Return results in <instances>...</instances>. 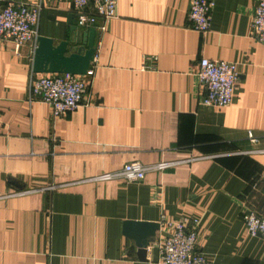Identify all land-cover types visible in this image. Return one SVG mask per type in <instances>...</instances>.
Wrapping results in <instances>:
<instances>
[{
  "label": "crops",
  "instance_id": "obj_1",
  "mask_svg": "<svg viewBox=\"0 0 264 264\" xmlns=\"http://www.w3.org/2000/svg\"><path fill=\"white\" fill-rule=\"evenodd\" d=\"M189 2L117 0L96 31L81 103L54 118L27 95L31 45L16 55L0 42V264H159L168 230L160 223L181 217L198 219V248L213 264H264V237L243 220L264 215V44L250 29L257 0H214L204 33L187 18ZM69 17L81 37L71 0H45L38 36L69 40ZM202 57L236 63L228 106L200 104ZM130 161L174 164L138 182L90 180ZM125 221L160 225L143 258Z\"/></svg>",
  "mask_w": 264,
  "mask_h": 264
},
{
  "label": "built area",
  "instance_id": "obj_2",
  "mask_svg": "<svg viewBox=\"0 0 264 264\" xmlns=\"http://www.w3.org/2000/svg\"><path fill=\"white\" fill-rule=\"evenodd\" d=\"M45 0L18 2L8 0L0 5V42L9 41L13 52L19 55L23 45L37 46V26ZM76 25L85 30L94 28L103 32L108 19L116 15L117 0H71ZM214 0H190L187 18L198 32L209 30ZM255 39L264 44V0H257L250 22ZM94 71L90 67L84 74L72 73H34L27 78V95L31 100L47 103L52 117L71 112L83 98L84 90L90 85ZM200 88V104L206 107H225L232 102L238 80L236 63L223 59H199L195 71ZM248 138L256 143L257 139L248 133ZM174 162L143 164L130 161L121 168L99 173L90 178L92 181L118 180L138 182L149 171H162ZM246 232L251 236L264 237V215L249 211L243 213ZM168 230L162 242L158 243L159 264H213L198 248V219L181 217L176 220L162 219Z\"/></svg>",
  "mask_w": 264,
  "mask_h": 264
},
{
  "label": "water",
  "instance_id": "obj_3",
  "mask_svg": "<svg viewBox=\"0 0 264 264\" xmlns=\"http://www.w3.org/2000/svg\"><path fill=\"white\" fill-rule=\"evenodd\" d=\"M68 22L72 20L69 17ZM71 37L67 41H61L54 45L52 40L46 37H37V46L34 49L31 70L34 73H72L84 74L92 64L95 57L96 46L94 28L84 30L79 35L76 26H70ZM76 46L75 50L67 53L69 44ZM160 225L158 222L125 221L124 234L132 238L139 254L143 258L149 243L153 240Z\"/></svg>",
  "mask_w": 264,
  "mask_h": 264
}]
</instances>
